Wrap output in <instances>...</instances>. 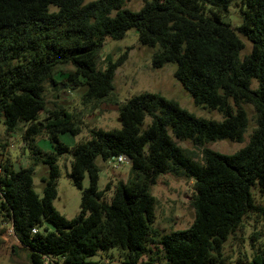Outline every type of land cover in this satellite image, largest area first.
Wrapping results in <instances>:
<instances>
[{"label": "trees", "instance_id": "obj_1", "mask_svg": "<svg viewBox=\"0 0 264 264\" xmlns=\"http://www.w3.org/2000/svg\"><path fill=\"white\" fill-rule=\"evenodd\" d=\"M124 1L0 0V122L7 132L25 122L23 140L46 169L38 194L33 166L14 169L0 158V217L11 224L31 264H86L110 248L118 249L122 264H153L157 257L164 264H229L223 251L228 236L246 215L264 219V203L254 196V190L264 196V0H144L138 11L124 9ZM231 6L240 17L237 26L224 20ZM130 29L154 49L153 67L175 63L174 76L193 102L218 111L222 120L140 92L118 106L119 129L91 128L87 139L69 148L58 134L78 133L77 120L62 107L47 109L46 85L56 86L58 68L69 65L60 85L77 90L82 104L112 101L122 60L102 69L96 58L106 37L120 39ZM241 37L250 42L242 57ZM43 111L47 116L39 119ZM250 111L254 127L243 147L233 154L205 147L216 140L243 142ZM41 134L51 141L49 153L34 144ZM174 139L200 147L202 162ZM64 153L80 190V209L71 219L53 206L57 157ZM119 155L129 157L128 180L99 189L96 159ZM165 173L194 181V218L186 229L160 234L152 226L149 189ZM237 264H264V251Z\"/></svg>", "mask_w": 264, "mask_h": 264}, {"label": "rangeland", "instance_id": "obj_2", "mask_svg": "<svg viewBox=\"0 0 264 264\" xmlns=\"http://www.w3.org/2000/svg\"><path fill=\"white\" fill-rule=\"evenodd\" d=\"M91 0H84L88 2ZM144 0H125L123 8L130 11H138ZM55 10V7H51ZM114 12L111 13L113 15ZM231 26L240 23V17L234 6L229 8L228 15L224 18ZM244 42V49L240 56L248 53L250 42L241 37ZM154 49L141 45L137 41V34L134 29H130L120 39L106 37L97 55V66L104 69L107 62H122L117 66L113 79L112 101L100 103L82 104L79 92L69 87L60 85L65 80V72L71 66H61L55 73L56 86L47 84L44 98L47 109L62 107L69 114H73L79 126V132L72 135L69 132L59 133L60 142L69 148L76 143L89 137V129L100 128L103 130L119 129L121 127L118 119V106L140 92L157 93L167 99L176 101L180 107L198 117L222 120V115L216 110L196 105L190 93L181 85L174 76L176 64L165 63L161 67H153L151 55ZM57 88V89H56ZM115 102V103H114ZM251 110L250 105L246 106ZM47 113L39 114V119H44ZM249 125L244 132V141L235 142L228 140H216L208 142L205 147L222 154H233L239 150L248 139L254 127L251 111L248 113ZM150 122L149 117L143 121V128ZM25 122L19 121L13 132H7L5 126L0 122V158L2 161L11 163L14 169L20 167H34L33 187L41 194L40 176L45 173V165L34 158L33 147L23 140ZM176 143L193 160L202 162L201 148L194 146L188 140H176ZM34 144L44 153L53 150L51 141L46 134L35 137ZM69 153L61 154L57 157L58 177L55 182L56 197L53 200L54 208L65 218L71 219L77 215L80 209V190L73 184L70 177ZM37 162V164H36ZM100 167L98 188L102 189L107 181L116 182L122 180L126 182L130 176V164L123 162L112 168L109 160L103 162L96 159ZM193 180L186 177L175 176L171 173L161 174L157 177L155 184L150 186L149 193L155 199L154 221L152 226L160 234L188 228L193 222L194 209L191 204V197L194 191ZM82 186H88V177L84 176ZM254 196L260 203H264V196L259 195L254 190ZM11 224L0 217V264H31L28 259V251L18 242ZM159 235L154 237L157 240ZM223 251L228 256L229 264H237L239 258L250 259L254 252L264 251V219L252 213L242 218V223L238 229L231 233L223 244ZM151 254V253H150ZM147 256L143 259L146 260ZM157 257L153 264H164L159 262ZM86 264H122L117 248H110L106 251H98L95 255L87 258Z\"/></svg>", "mask_w": 264, "mask_h": 264}, {"label": "built area", "instance_id": "obj_3", "mask_svg": "<svg viewBox=\"0 0 264 264\" xmlns=\"http://www.w3.org/2000/svg\"><path fill=\"white\" fill-rule=\"evenodd\" d=\"M109 162L111 163V167L112 168H117V166L121 163L124 162V156L123 155H119V156H116V157H113L109 160ZM11 232L13 231L12 230V227H11ZM36 229H33V232H35Z\"/></svg>", "mask_w": 264, "mask_h": 264}, {"label": "water", "instance_id": "obj_4", "mask_svg": "<svg viewBox=\"0 0 264 264\" xmlns=\"http://www.w3.org/2000/svg\"><path fill=\"white\" fill-rule=\"evenodd\" d=\"M124 162H129V157L124 156ZM50 229L53 230L54 227L53 226H50Z\"/></svg>", "mask_w": 264, "mask_h": 264}]
</instances>
